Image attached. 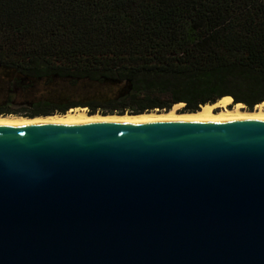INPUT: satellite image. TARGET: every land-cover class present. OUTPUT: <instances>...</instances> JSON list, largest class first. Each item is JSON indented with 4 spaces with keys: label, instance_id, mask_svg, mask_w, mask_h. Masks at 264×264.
Listing matches in <instances>:
<instances>
[{
    "label": "water",
    "instance_id": "95a60500",
    "mask_svg": "<svg viewBox=\"0 0 264 264\" xmlns=\"http://www.w3.org/2000/svg\"><path fill=\"white\" fill-rule=\"evenodd\" d=\"M0 264H264V118L0 123Z\"/></svg>",
    "mask_w": 264,
    "mask_h": 264
},
{
    "label": "trees",
    "instance_id": "16d2710c",
    "mask_svg": "<svg viewBox=\"0 0 264 264\" xmlns=\"http://www.w3.org/2000/svg\"><path fill=\"white\" fill-rule=\"evenodd\" d=\"M264 103V0H0V117Z\"/></svg>",
    "mask_w": 264,
    "mask_h": 264
},
{
    "label": "bare ground",
    "instance_id": "6f19581e",
    "mask_svg": "<svg viewBox=\"0 0 264 264\" xmlns=\"http://www.w3.org/2000/svg\"><path fill=\"white\" fill-rule=\"evenodd\" d=\"M232 99L224 97L216 102L214 105H205L197 112L183 113L181 112L183 105L178 104L174 106L169 112L153 111L137 116H123L118 115H89L86 110H71L65 115H54L48 117H36L33 119L18 117V116H3L0 117V123H18V124H62L73 122L85 121H98V120H133L138 122H154L158 120H171V119H216L223 118L227 121H247L256 118H264V103L256 106L253 111L244 109L241 104L232 106ZM218 110V113L214 111Z\"/></svg>",
    "mask_w": 264,
    "mask_h": 264
},
{
    "label": "rangeland",
    "instance_id": "374dc122",
    "mask_svg": "<svg viewBox=\"0 0 264 264\" xmlns=\"http://www.w3.org/2000/svg\"><path fill=\"white\" fill-rule=\"evenodd\" d=\"M183 105V104H182ZM184 106V105H183ZM244 107V106H243ZM256 108V107H255ZM254 108V109H255ZM77 109H79V110H85V109H80V108H77ZM183 109V108H182ZM244 109H246V108H244ZM73 110H76V109H73ZM247 110V109H246ZM71 111V110H70ZM86 111H87V109H86ZM68 113V112H67Z\"/></svg>",
    "mask_w": 264,
    "mask_h": 264
}]
</instances>
